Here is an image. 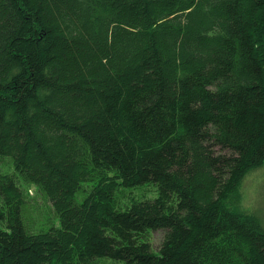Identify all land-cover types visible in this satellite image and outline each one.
<instances>
[{"label": "trees", "instance_id": "trees-1", "mask_svg": "<svg viewBox=\"0 0 264 264\" xmlns=\"http://www.w3.org/2000/svg\"><path fill=\"white\" fill-rule=\"evenodd\" d=\"M263 164L264 0H0V264H264Z\"/></svg>", "mask_w": 264, "mask_h": 264}, {"label": "rangeland", "instance_id": "rangeland-1", "mask_svg": "<svg viewBox=\"0 0 264 264\" xmlns=\"http://www.w3.org/2000/svg\"><path fill=\"white\" fill-rule=\"evenodd\" d=\"M31 156V155H30ZM10 171H12V163H10ZM2 171H7L0 166ZM120 190V189H118ZM36 188L29 187L28 193L30 200L28 204L23 207L22 217L25 224L33 226V228L49 227L51 225H58V216L53 214L51 203L39 197V192ZM241 192V206L242 209L256 217L259 226L264 231V164L253 169L245 175L240 184ZM157 196L156 189L151 186H140L132 189H121L118 193V200L121 209H125L129 205L130 199L134 200H150ZM83 195H79L78 201H81ZM242 210V211H243ZM49 214V216H46ZM54 218V219H52ZM35 224V225H34ZM163 238V231L157 230L151 233V246L154 251H157L160 242ZM113 264H123L113 263Z\"/></svg>", "mask_w": 264, "mask_h": 264}]
</instances>
